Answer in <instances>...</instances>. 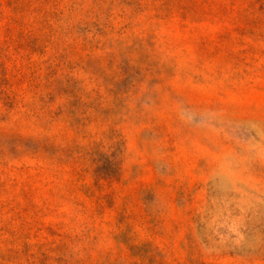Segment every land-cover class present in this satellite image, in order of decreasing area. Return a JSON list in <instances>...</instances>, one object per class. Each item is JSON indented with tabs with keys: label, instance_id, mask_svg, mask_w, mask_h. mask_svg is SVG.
I'll use <instances>...</instances> for the list:
<instances>
[{
	"label": "rangeland",
	"instance_id": "obj_1",
	"mask_svg": "<svg viewBox=\"0 0 264 264\" xmlns=\"http://www.w3.org/2000/svg\"><path fill=\"white\" fill-rule=\"evenodd\" d=\"M0 264H264V0H0Z\"/></svg>",
	"mask_w": 264,
	"mask_h": 264
}]
</instances>
